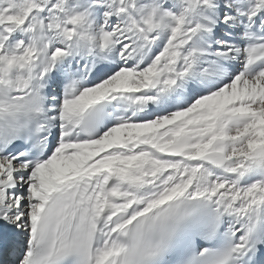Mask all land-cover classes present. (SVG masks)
I'll return each mask as SVG.
<instances>
[{
  "label": "snow or ice",
  "instance_id": "1",
  "mask_svg": "<svg viewBox=\"0 0 264 264\" xmlns=\"http://www.w3.org/2000/svg\"><path fill=\"white\" fill-rule=\"evenodd\" d=\"M0 264H264V0H0Z\"/></svg>",
  "mask_w": 264,
  "mask_h": 264
}]
</instances>
